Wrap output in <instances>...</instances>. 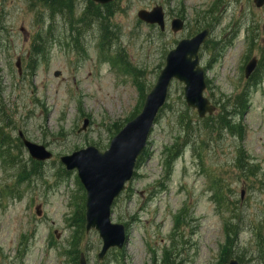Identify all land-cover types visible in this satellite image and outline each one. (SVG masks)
I'll list each match as a JSON object with an SVG mask.
<instances>
[{"label":"rangeland","instance_id":"374dc122","mask_svg":"<svg viewBox=\"0 0 264 264\" xmlns=\"http://www.w3.org/2000/svg\"><path fill=\"white\" fill-rule=\"evenodd\" d=\"M73 2L77 13L87 4ZM156 5L166 11L164 33L137 18L139 10ZM118 6L121 11L113 23L119 35L108 55L122 56L132 74L100 54L97 29L85 40L86 56L51 42L49 54L30 68L32 45L42 25L37 21L49 24L53 19L36 0H0V128L5 125L2 120H8L14 128L5 129V134L16 137L21 130L54 154L43 166L44 177L32 184L23 183L0 158V264H75L78 250L89 264H225V223L230 215L214 200L213 175L230 185L231 201H238L244 214L237 244L227 251L235 255L244 251L243 264H262V247L253 231L260 223L264 229V79L251 88L249 108L241 120L242 143L226 137L212 144L199 129L187 141L182 129L188 108L184 85H172L169 108L159 116L149 139V155L113 206L112 221L126 225L128 231L125 248L98 261L102 247L98 233H86L73 217L83 206L79 197L83 192L75 174L55 179L59 158L88 146L106 150L115 126L125 125L139 108L143 92L155 84L167 53L179 41L210 28L200 65L206 71L204 95L216 106L246 89L245 65L264 48V7L257 8L253 0H120ZM177 17L185 26L175 34L170 22ZM63 22L58 15L62 41ZM56 71L61 72L59 78L54 77ZM85 119L90 120L88 128L79 133ZM203 140L208 148L196 144ZM176 143L179 153L168 171L167 152ZM238 147L259 166L263 184L254 182L250 189L251 181L247 184L231 169ZM18 156L28 163L25 150ZM38 205L41 216L36 213ZM179 215L182 221L176 229Z\"/></svg>","mask_w":264,"mask_h":264},{"label":"water","instance_id":"95a60500","mask_svg":"<svg viewBox=\"0 0 264 264\" xmlns=\"http://www.w3.org/2000/svg\"><path fill=\"white\" fill-rule=\"evenodd\" d=\"M91 1L106 5L115 0ZM254 3L257 7H262L264 0H254ZM137 16L142 22L157 25L161 31L165 30V12L161 6L151 11L141 10ZM183 27L184 23L180 19L171 23L174 33L181 31ZM209 33L210 30L205 29L191 39L181 40L176 48L168 53L165 67L152 91L146 96L142 112L113 138L107 151L101 152L95 147H89L61 158L68 171L77 170L87 191L86 230L89 232L96 229L103 239L104 246L99 259H103L110 248L121 249L125 244L124 226L111 223V206L134 175L137 159L147 146L148 137L159 111L167 100L172 82L177 80L184 84L185 101L191 109L197 110L200 118L212 115L216 110L204 96L205 70L199 61L200 49ZM257 62L254 58L247 64L246 78L254 72ZM59 75L60 72L55 73V77ZM87 126L88 120H85L83 130H86ZM24 143L33 159L46 161L52 158V154L44 146L28 140H24ZM80 264H87L84 255L81 256ZM229 264L239 262L237 259H231Z\"/></svg>","mask_w":264,"mask_h":264},{"label":"trees","instance_id":"16d2710c","mask_svg":"<svg viewBox=\"0 0 264 264\" xmlns=\"http://www.w3.org/2000/svg\"><path fill=\"white\" fill-rule=\"evenodd\" d=\"M40 3L45 5L47 8L51 9L53 13H61L64 19V36L66 37V43L69 48L75 50L80 56L86 54L85 40L90 37L91 33H94L95 29L98 30V47L100 52L106 56L107 51L115 46V42L118 39L119 28L113 23V18L120 11L118 3H112L107 6H99L92 2L87 1L85 8L76 12V7L73 0H38ZM38 2V3H39ZM39 23V21H37ZM110 30V31H109ZM41 36L37 34L34 44L33 52L36 54L44 53L45 48L41 45ZM264 75V50L262 52V58L260 60L259 66L253 77L248 82L246 89L236 95V97L228 98L222 100L218 104V113L213 116L206 117L205 119H199L197 115L191 117V111L186 108L185 116H183L182 129L184 130V135L187 141L192 137L193 132H197L199 129L201 133H204L207 140H210L212 144L218 143V141H224L226 136H230L236 139L239 143L243 141L245 135V129L242 126L241 120L245 113H247L249 108V100L251 97L250 88L255 87L261 83ZM168 108L166 106L164 109ZM138 112L136 111L128 120L136 116ZM190 117V118H189ZM116 126V131L118 132L120 127ZM5 140V139H4ZM10 141L8 140V143ZM1 144L8 146L7 140L1 141ZM198 146L203 148H208L210 146L206 141L197 142ZM3 146V145H2ZM178 143L168 150L166 158L167 170L171 167V162L178 155ZM8 152V149L7 151ZM148 153L139 160L140 163L143 161L144 157H147ZM11 164V162H10ZM31 165L30 170L27 171V166L24 164H14V168L17 170V176L19 178L25 177H37L42 176L41 164H38L30 160ZM231 169L236 171L241 177L244 178V182L248 184L251 181V188L254 187V182L263 181L259 178V166L250 159L246 154L245 150L241 147L236 149L235 157L232 160ZM58 177H65L68 173L62 168ZM211 182V189L213 191L214 200L219 204V207L225 209L230 218L226 221L225 232L227 237V248L225 251V261L232 255L227 252V249L234 247L237 243V234L242 223L241 217L243 210L239 205V202H232L231 199L234 197L233 190H231L230 185L225 182L224 178L213 175ZM229 192L231 194H227ZM80 222L82 228H84V214L83 210L80 209L79 212ZM231 220L232 222H230ZM254 235L260 247L264 248V230L263 224H258L254 228ZM263 252V251H261ZM240 262H243L241 256H236Z\"/></svg>","mask_w":264,"mask_h":264},{"label":"flooded vegetation","instance_id":"af4514ba","mask_svg":"<svg viewBox=\"0 0 264 264\" xmlns=\"http://www.w3.org/2000/svg\"><path fill=\"white\" fill-rule=\"evenodd\" d=\"M21 133H22L21 131H18V136H16V137H18V139H19V141L16 140V144H18V145L21 144V142H22L21 139H20V137H21ZM23 133H24V132H23ZM11 138H12V139H15V137H12V136H11Z\"/></svg>","mask_w":264,"mask_h":264},{"label":"bare ground","instance_id":"6f19581e","mask_svg":"<svg viewBox=\"0 0 264 264\" xmlns=\"http://www.w3.org/2000/svg\"><path fill=\"white\" fill-rule=\"evenodd\" d=\"M110 31V30H109Z\"/></svg>","mask_w":264,"mask_h":264}]
</instances>
